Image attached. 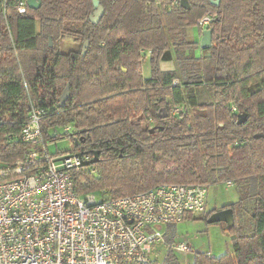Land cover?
Listing matches in <instances>:
<instances>
[{"label":"trees","instance_id":"1","mask_svg":"<svg viewBox=\"0 0 264 264\" xmlns=\"http://www.w3.org/2000/svg\"><path fill=\"white\" fill-rule=\"evenodd\" d=\"M188 1L187 8L180 0H99L104 13L97 23L90 20L93 0H41L23 13L14 0L5 11L0 2V161L15 162L66 136L71 152L99 167L98 175L73 170L79 194L105 199L164 182H235L239 200L222 207L233 209L226 227L234 252L197 251L190 262L264 264V0ZM207 14L214 15L212 43L197 55L201 42L187 31ZM68 36L78 46L65 51ZM146 54L150 76L142 71ZM167 60L174 69L161 68ZM203 84L213 88L214 101L186 107L188 87ZM32 105L44 111L43 139L35 147L9 138ZM66 125L72 133H52ZM160 163L167 169H157ZM252 200L253 232L244 234L240 212ZM175 235L171 224L167 240ZM163 264L182 262L169 251Z\"/></svg>","mask_w":264,"mask_h":264},{"label":"built area","instance_id":"2","mask_svg":"<svg viewBox=\"0 0 264 264\" xmlns=\"http://www.w3.org/2000/svg\"><path fill=\"white\" fill-rule=\"evenodd\" d=\"M10 0H0L4 11ZM26 0H14L23 13ZM214 15L198 20L208 28ZM180 106L172 109L179 113ZM43 109L32 105L12 140L35 147L42 143ZM56 136L72 133L63 127ZM50 143L12 163L0 161V264H163L158 246H167L191 264L192 247L169 242L171 224L207 212L208 186L164 182L135 194L98 198L76 191L73 170L97 173L88 155L51 154ZM231 184L230 181L226 182ZM167 253V254H168Z\"/></svg>","mask_w":264,"mask_h":264},{"label":"rangeland","instance_id":"3","mask_svg":"<svg viewBox=\"0 0 264 264\" xmlns=\"http://www.w3.org/2000/svg\"><path fill=\"white\" fill-rule=\"evenodd\" d=\"M188 38L190 40H198L199 31L197 27H191L187 31ZM192 35V36H191ZM201 41V39L199 40ZM78 46L72 37L68 36L63 40V50L67 51L71 48ZM201 47V46H200ZM202 49V48H201ZM197 54V53H196ZM203 54L202 50H199V55ZM261 55L264 58V50L261 51ZM146 58L143 61L142 71L145 76H150V61L146 54ZM186 107L190 106V101H194L196 104L210 103L214 101V90L210 85L203 84L201 86L190 85L186 94ZM60 133H63V126H56ZM54 131V128L52 129ZM51 154H57L58 152H67L72 150L73 145L70 138L64 136L55 142H52L48 146ZM69 153V152H67ZM167 163H160L157 167L159 170H163ZM169 166V164H168ZM99 173V167L96 166ZM255 190L254 188L251 189ZM98 198H101L99 194H96ZM241 196V188L237 183L227 184L226 182H220L212 184L208 187L207 193V212L204 214H193L184 220L176 224V235L174 242H185L191 245L193 252L186 255L191 262L193 260L194 253L197 251L207 252L212 256H222L227 252H234L233 234L226 227V221H210L211 213L209 217L206 215L216 209L217 211L222 209L225 204L234 203L239 200ZM254 200L250 201L246 210L241 211L239 222L243 227L244 234H252L253 221L251 219V207H253ZM216 212V211H215ZM168 253L167 246H158V262H163ZM182 264L185 263L183 257H181Z\"/></svg>","mask_w":264,"mask_h":264},{"label":"water","instance_id":"4","mask_svg":"<svg viewBox=\"0 0 264 264\" xmlns=\"http://www.w3.org/2000/svg\"><path fill=\"white\" fill-rule=\"evenodd\" d=\"M28 7L32 9H37L41 5V0H26ZM181 5L184 7H189V1L188 0H180ZM211 2L215 5L219 4L220 0H211ZM95 10L93 14L90 16V20L94 23H97L101 16L104 13V7L100 4L99 0H93ZM212 37H213V30L211 28H206L202 32V37H201V47H208L212 43ZM51 43V42H50ZM88 45V42L85 43L83 52H85L86 47ZM125 70V68H123ZM69 85H67L62 93V95L58 98L59 100V105L62 106L65 104L68 96H69ZM165 111V109H163ZM167 116L166 112L164 114H160L161 118H165ZM154 130V127H151V131ZM256 137H259V135H255ZM81 155V153H79ZM96 160H91L88 162H85L84 164H90L94 163ZM210 221H226L227 226H231L234 221V213L233 209L231 207L228 208H222L216 212H214L211 217Z\"/></svg>","mask_w":264,"mask_h":264},{"label":"crops","instance_id":"5","mask_svg":"<svg viewBox=\"0 0 264 264\" xmlns=\"http://www.w3.org/2000/svg\"><path fill=\"white\" fill-rule=\"evenodd\" d=\"M201 37H202V34H200V33H199L198 40L194 39V37L192 36L193 40H197V41H199L201 39ZM199 50H202L201 47H199L197 50H195V53H197V55H199ZM175 66H176V63L174 60H167V61L161 62V68L165 69V70L174 69ZM231 184H232V182H231Z\"/></svg>","mask_w":264,"mask_h":264}]
</instances>
